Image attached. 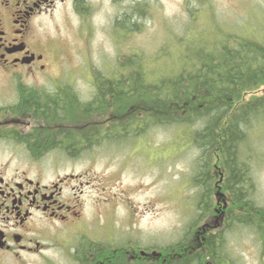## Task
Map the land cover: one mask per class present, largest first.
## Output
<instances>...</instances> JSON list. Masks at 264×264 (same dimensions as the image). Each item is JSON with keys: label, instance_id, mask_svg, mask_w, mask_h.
<instances>
[{"label": "rangeland", "instance_id": "374dc122", "mask_svg": "<svg viewBox=\"0 0 264 264\" xmlns=\"http://www.w3.org/2000/svg\"><path fill=\"white\" fill-rule=\"evenodd\" d=\"M58 5L52 19H44V28L47 37L56 46L61 45L65 53L52 50L46 69L34 78V83L73 84L81 91L101 84L104 78L126 79L131 74L149 83L141 84L147 88L162 78H173L187 65L184 54L190 55L191 70L193 53L199 47L217 45L221 29L235 32L240 27L250 29L258 25L259 33L264 34L258 24H264V0H91L90 17H71L66 24L63 18L67 3ZM5 79L0 75V87L6 86ZM263 93L264 86L255 94ZM250 97L251 94L244 96L245 100ZM160 106L158 100L140 98L129 104V111L124 114L117 109L116 114L123 116L126 128L135 131L144 127L137 136L118 135V126L109 133L95 129L96 138L77 144L73 155L61 149L41 157L47 176L86 174L82 181L89 182L81 194L80 221L59 224L58 233L49 240V264H72L69 257L73 256L72 248L77 242H107L108 237L113 243L155 246L166 259L161 264L173 263L168 253L175 242L197 240L194 232H200L207 212L209 217L217 216L226 198L232 205L233 195L219 170L209 196V211L197 213L198 189L191 177L199 152L186 139L187 133L182 140L185 147L177 146V124H154L155 112L144 111L151 107L159 111ZM121 118L117 121L121 122ZM77 125L75 129H80ZM248 134L239 150L250 166L254 186L251 199L258 208H264V116L253 121ZM5 156L0 151V160ZM104 198L105 202L99 201ZM250 219L247 223L231 220L226 224V250L239 264H262L250 256L254 248L262 245L255 242L257 229ZM187 258L175 264H184ZM213 262L205 258L197 264Z\"/></svg>", "mask_w": 264, "mask_h": 264}, {"label": "flooded vegetation", "instance_id": "af4514ba", "mask_svg": "<svg viewBox=\"0 0 264 264\" xmlns=\"http://www.w3.org/2000/svg\"><path fill=\"white\" fill-rule=\"evenodd\" d=\"M59 3H67V12L63 18L65 24L71 17H76L77 20L80 16L90 17L93 11L91 0H0V75L6 78V86L0 87V151L6 154L0 160V264H49V240L58 233L59 224L64 226L80 221L83 215L81 194L83 186L89 183L82 181L86 174L57 173L47 176L46 167L40 161L44 154L51 150L70 152L78 149L74 148L76 145H70L73 148L68 150L69 147L53 143L34 156L30 149L31 142L40 138L47 139L57 130L67 131L59 127L62 125L61 121L71 116L67 113L57 115L53 112H41L34 107L19 108L22 95L35 93L37 98L51 102L77 101L80 110L81 103L91 102L97 95H105V107L97 114L98 119L106 122V130L126 125V121H117L123 116L118 117L116 114L117 109L126 112V106L115 101L119 94L123 97L125 88L109 95L108 90L113 91L115 84H92L81 91V88L73 84L34 83V78L46 69L52 50L57 54L65 53L61 45L56 46V42L47 37L44 28V19H52L54 11L59 9ZM73 116L78 119L90 117L93 118L92 121L97 119L93 117L94 113H77ZM51 120H58L61 124H49ZM87 125L90 123L83 126ZM95 133L93 129L89 135ZM62 134L65 136L64 132ZM99 201L105 202L106 198ZM221 207L217 216L211 214L209 217L207 212L200 232H194L197 240L173 244L168 255L174 262L169 264L181 262L188 257L186 254L190 255L184 264L188 261H191L190 264H197L205 258L213 260V264H239L238 259L226 250L225 227L231 220L236 221L234 216H237L236 213L240 215V210L230 208L227 198L222 201ZM260 212L264 213V208ZM252 220L257 229L254 231L255 242L262 245L254 248L250 256L264 264V236L256 225V218ZM214 236L218 238L215 242L210 240ZM109 239L111 238L106 239L107 242L94 239L77 242L69 260L72 264L166 262L155 246L147 248L139 243H113Z\"/></svg>", "mask_w": 264, "mask_h": 264}, {"label": "trees", "instance_id": "16d2710c", "mask_svg": "<svg viewBox=\"0 0 264 264\" xmlns=\"http://www.w3.org/2000/svg\"><path fill=\"white\" fill-rule=\"evenodd\" d=\"M258 24L263 30L264 24ZM219 32L220 40L217 45L211 44L205 49L199 47L193 53L192 57L196 63L193 62L191 70L188 68L191 65L188 60L190 55L184 54L187 65L173 78H162L157 83H150L152 85L148 88L141 84L149 83H143L138 76L134 77V74L119 80L104 78L101 84H115L113 91L108 90L109 95L125 88L123 97L119 94L115 101L120 105L124 103L127 112L129 104L136 99L161 102L159 111L153 107L144 108V111L155 112L154 124H177L180 130L174 134V141L178 147H185L182 140L187 133L186 139L191 141V145L199 152L191 177L192 184L198 189L195 202L197 213L208 207L209 196L214 190L215 173L221 170L226 187L233 195L230 208L238 207L240 210V215L234 218L243 223L249 222L250 218H256V225L264 236V213L260 212L261 208L256 207L251 199L254 186L250 166L239 150L249 137L248 130L253 121L264 116V93L255 94L264 86V34L259 33L258 25L250 29L240 27L235 32L224 29ZM213 42H216L215 39ZM133 84H138V87ZM247 94H251V97L245 100L244 96ZM104 96L97 95L93 101L81 103L80 110L77 101L51 102L37 98L35 93L22 95L19 108L34 107L41 112H53L57 115L67 113L71 116L61 121L62 125L59 127L67 131L57 130L47 139L33 140V149L30 148L32 155H39L43 148L53 143L70 148V145L89 142L96 138V133L89 135L93 129H101L104 133H109L110 130L114 132V127L106 130V122L98 119L97 114L105 107ZM119 111L125 113L124 110ZM174 112H181V115H173ZM77 113H94L93 117L97 119H78L73 116ZM120 120L122 122L124 119ZM135 120L138 121L137 118ZM52 122L60 123L58 120H51L49 124ZM77 123H83L80 129H75ZM87 123L90 125L83 126ZM129 129L126 126H118L116 132L126 137L137 136L144 127L135 131ZM74 153L73 150L68 152L69 155ZM210 240L215 242L218 238L214 236Z\"/></svg>", "mask_w": 264, "mask_h": 264}]
</instances>
